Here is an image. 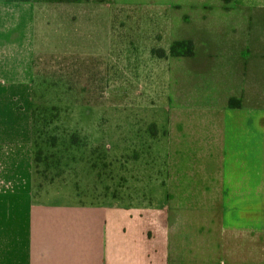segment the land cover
I'll return each mask as SVG.
<instances>
[{
	"label": "crops",
	"instance_id": "1",
	"mask_svg": "<svg viewBox=\"0 0 264 264\" xmlns=\"http://www.w3.org/2000/svg\"><path fill=\"white\" fill-rule=\"evenodd\" d=\"M231 3L225 16L246 22L264 10ZM45 5L0 2V264H264V37L215 22L213 47L178 65L160 205L46 204L33 192L31 136Z\"/></svg>",
	"mask_w": 264,
	"mask_h": 264
},
{
	"label": "rangeland",
	"instance_id": "2",
	"mask_svg": "<svg viewBox=\"0 0 264 264\" xmlns=\"http://www.w3.org/2000/svg\"><path fill=\"white\" fill-rule=\"evenodd\" d=\"M231 2L81 0L45 5L52 9L37 14L41 53L33 66V107L50 123L46 138L38 141L43 161L33 165L39 202L116 201L128 209L159 204L168 92L178 65L189 66L182 57L170 56L171 45L190 40L191 57L200 55L213 47V33L220 32L215 22H229L230 34L264 37V10L249 12L246 22L239 11L225 16ZM248 100L240 102L253 101ZM51 136L58 138L54 149L43 145Z\"/></svg>",
	"mask_w": 264,
	"mask_h": 264
},
{
	"label": "trees",
	"instance_id": "3",
	"mask_svg": "<svg viewBox=\"0 0 264 264\" xmlns=\"http://www.w3.org/2000/svg\"><path fill=\"white\" fill-rule=\"evenodd\" d=\"M81 0H0V2L5 3H44V4H74L78 3ZM193 44L190 40L187 41H177L174 42L169 50V54L173 58H188L193 56L192 47ZM229 107L232 108H240V101L231 99L229 100ZM38 109L36 107L32 108L31 112V136H32V150H33V164H39L43 161V152L38 144L39 139L42 137L46 138L47 130L49 128V122H47V118L43 113L39 114L38 117ZM58 138L55 136H51L47 138V142L43 143V145L48 146L51 149L56 147V143ZM72 142H70L71 144ZM73 144V143H72ZM45 160V159H44Z\"/></svg>",
	"mask_w": 264,
	"mask_h": 264
}]
</instances>
